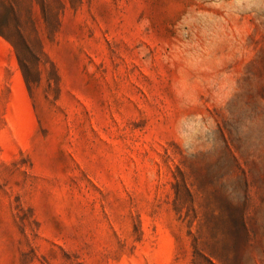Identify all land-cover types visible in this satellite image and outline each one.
Here are the masks:
<instances>
[{
  "label": "rangeland",
  "instance_id": "374dc122",
  "mask_svg": "<svg viewBox=\"0 0 264 264\" xmlns=\"http://www.w3.org/2000/svg\"><path fill=\"white\" fill-rule=\"evenodd\" d=\"M0 264H264V0H0Z\"/></svg>",
  "mask_w": 264,
  "mask_h": 264
}]
</instances>
